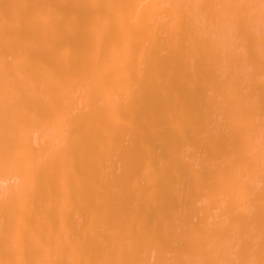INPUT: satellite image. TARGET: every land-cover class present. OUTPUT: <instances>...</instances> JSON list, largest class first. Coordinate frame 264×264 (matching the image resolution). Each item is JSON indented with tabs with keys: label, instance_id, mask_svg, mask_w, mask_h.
Instances as JSON below:
<instances>
[{
	"label": "bare ground",
	"instance_id": "1",
	"mask_svg": "<svg viewBox=\"0 0 264 264\" xmlns=\"http://www.w3.org/2000/svg\"><path fill=\"white\" fill-rule=\"evenodd\" d=\"M0 264H264V0H0Z\"/></svg>",
	"mask_w": 264,
	"mask_h": 264
}]
</instances>
